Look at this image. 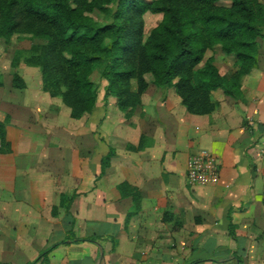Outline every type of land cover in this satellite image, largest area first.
<instances>
[{
	"label": "crops",
	"instance_id": "1",
	"mask_svg": "<svg viewBox=\"0 0 264 264\" xmlns=\"http://www.w3.org/2000/svg\"><path fill=\"white\" fill-rule=\"evenodd\" d=\"M262 53L258 67L242 80V99L216 90L219 106L211 114L189 113L173 88L159 90L152 102L154 116L140 118L143 123L135 120L136 128L126 131L127 144L137 145L145 133L148 145L138 153L117 150L107 165L98 161L96 144L84 147L93 136L84 118L74 119L75 131L55 136L72 142L76 162L71 164L60 147L57 158L48 156L39 146L42 141L32 140L38 135L30 120L31 110L39 109L36 92L29 90L21 100L13 89L1 90L0 119L10 115L12 147L0 153V261L264 264V179L257 176L264 164L253 165L248 150L264 133ZM46 102L52 118L53 102ZM116 131L112 140L120 139ZM200 147L217 158L218 169L209 182L191 184L188 161ZM70 181L79 193L70 211L55 216L51 209ZM122 182L142 194L136 212L132 196L118 189Z\"/></svg>",
	"mask_w": 264,
	"mask_h": 264
},
{
	"label": "trees",
	"instance_id": "2",
	"mask_svg": "<svg viewBox=\"0 0 264 264\" xmlns=\"http://www.w3.org/2000/svg\"><path fill=\"white\" fill-rule=\"evenodd\" d=\"M96 7L104 22L91 15ZM148 12L163 14L149 33ZM14 34H26L33 42L15 51L12 66L39 67L43 89L60 97L72 118L93 111L99 92L95 73L105 82L104 98L115 96L126 115L142 104L150 85L147 74L162 89L174 87L189 113L207 115L219 106L216 90L242 99L243 77L259 65L264 1L0 0V38L10 41ZM216 48L235 57L228 75L220 72L214 54L209 55ZM14 79L22 82L17 74ZM10 151L6 119L0 120V153ZM118 188L123 196H132L136 212L139 189L127 182Z\"/></svg>",
	"mask_w": 264,
	"mask_h": 264
},
{
	"label": "rangeland",
	"instance_id": "3",
	"mask_svg": "<svg viewBox=\"0 0 264 264\" xmlns=\"http://www.w3.org/2000/svg\"><path fill=\"white\" fill-rule=\"evenodd\" d=\"M264 1V0H263ZM95 19L99 22L105 21V16L101 11L100 7H96L92 14ZM163 18L162 13H153L148 12L145 15V24H146V31L149 33L155 26H157ZM36 41V40H35ZM33 42L32 39L26 34H14L10 41H7L5 38H0V82L2 85L0 86V91L4 90V92L8 93L9 91L14 90L16 91L21 97V100L27 99V95H29L30 91H35L37 105L39 109L31 110L30 120L32 122L31 128L34 132L38 133V135H34L32 140L42 141L39 146H44L45 153L48 156H51L49 153H55V157L57 158L56 153L62 152L56 151L55 148H62L67 150V157L69 162L72 164L76 162L77 155L73 154L72 149L73 147L72 142L70 144H65L63 139H56L55 136L58 138L61 137L59 135L60 132H72L75 131V127L73 126L75 118H72L70 115V108L62 101L60 97L52 96L48 91L43 89V81L42 76L40 73V69L37 66L29 65L26 63H21L17 67L12 66V60L17 49L28 48L31 43ZM259 44V56L261 52L264 54V37L258 38ZM214 54L217 65L220 69V72L223 75H228L234 68V55H227L225 54L220 48H216L214 51H209V55ZM17 74L21 81H17L14 79V75ZM247 75V74H246ZM147 80L150 82L148 89L142 94V104L138 106L133 113L126 115L123 111H121L116 102L115 96H109L108 98H104V84L105 82L101 79L98 73L93 75V80L98 85V100L92 112L87 113L81 118L86 121L87 126H89L92 137L95 138L96 143H93L92 137L90 140L85 141V148H91L94 144H96L97 150L99 149V153L97 156L98 161L102 158V163L107 165L111 162L112 158L117 154V150L119 152L122 149L129 150L131 152H136L144 149L146 145L149 143V137L145 133L139 134V142L137 145L132 143H126V131L128 127L131 129L136 128L135 120L138 121L140 118H144L149 116L150 118L154 116L153 111V101L156 100L157 95H159V90H165L158 87L157 85L152 83L153 76L151 74L146 75ZM244 78V77H243ZM132 88L136 89V81H132ZM221 91V90H220ZM176 92V91H175ZM177 94V93H176ZM156 95V96H155ZM178 95V94H177ZM155 96V97H154ZM214 97V96H213ZM49 99L53 102L52 110L54 111V117L50 118L49 112L46 111L47 106L49 104L46 100ZM160 99V98H159ZM215 99V98H214ZM114 100V103L110 102ZM104 102H106L104 104ZM219 102V101H218ZM56 115V117H55ZM107 117V124L104 123V120ZM78 118V119H81ZM6 119V128L7 124L10 121V115L7 114L4 119ZM24 121H26L24 119ZM144 120H140L143 123ZM118 132L119 136L118 140H112L110 135H112V131ZM52 132L55 134L51 137ZM264 132V130H263ZM121 134V135H120ZM73 134H70V137ZM11 143V142H10ZM142 144V147H138ZM12 147V144H11ZM200 149L209 150L206 147H200ZM248 150L252 155V164H258L262 166L264 164V133L257 138L253 144L249 145ZM52 157V156H51ZM93 159V157H90ZM57 160V159H56ZM258 160V161H256ZM257 165V166H259ZM260 167V166H259ZM260 172L257 176H260L264 179V170H259ZM103 174V171L96 176H100ZM61 192L58 193L60 195V201L58 204H55L52 207V213L56 216V214L61 213L62 211H70L73 199L78 195L79 190L77 187H73V181H70L69 186H63L61 188ZM119 189V188H118ZM120 191V190H119Z\"/></svg>",
	"mask_w": 264,
	"mask_h": 264
},
{
	"label": "built area",
	"instance_id": "4",
	"mask_svg": "<svg viewBox=\"0 0 264 264\" xmlns=\"http://www.w3.org/2000/svg\"><path fill=\"white\" fill-rule=\"evenodd\" d=\"M217 169V158L210 151L201 149L189 158L188 180L191 184H205L216 175Z\"/></svg>",
	"mask_w": 264,
	"mask_h": 264
}]
</instances>
